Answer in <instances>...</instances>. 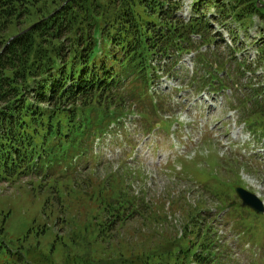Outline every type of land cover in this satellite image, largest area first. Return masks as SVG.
I'll return each instance as SVG.
<instances>
[{
	"label": "trees",
	"instance_id": "trees-1",
	"mask_svg": "<svg viewBox=\"0 0 264 264\" xmlns=\"http://www.w3.org/2000/svg\"><path fill=\"white\" fill-rule=\"evenodd\" d=\"M209 5L207 8L219 9L223 18L258 14L253 0ZM198 7H192L195 14L201 10ZM179 9L180 4L173 0H0V184L27 174L47 178L73 165L77 170L79 160L91 152L96 132L128 112L130 105L146 112L139 107L144 102L142 95L157 71L166 68L161 61L170 60L173 52L183 53L216 41L209 24L199 17L185 22L177 15ZM192 36H199L200 43L194 44ZM261 51L264 55V49ZM225 57L231 61L230 55ZM214 59L213 69L221 70L226 60L218 52ZM164 71L171 73L170 69ZM207 74L210 81L196 76L192 83L204 87L216 80L219 86L215 91L230 86L231 76L221 82L210 70ZM262 92L264 83L248 94L245 105ZM148 105L151 110H160L152 101ZM249 112L264 125V104L256 101ZM56 182L49 186L51 190ZM65 200L57 201L63 204ZM152 205L147 209L161 212L159 205ZM174 207L180 211V205ZM106 208L110 216L97 221L93 215L91 221L98 223L91 230L85 228L88 234L81 231L82 238L92 235L106 246L120 227L134 223L131 218L145 215L134 201L119 202L113 210L111 204ZM173 209L172 215L177 212ZM186 219L184 239H165L163 246L160 242L136 257L122 251L116 254L133 263L170 264L176 253L189 254L191 248L186 246L197 241L202 232L199 223ZM191 228H197L196 233ZM197 246L207 248L203 243ZM4 253L8 254L6 264L29 263L28 254ZM194 257L198 262L203 260L201 255Z\"/></svg>",
	"mask_w": 264,
	"mask_h": 264
},
{
	"label": "rangeland",
	"instance_id": "rangeland-1",
	"mask_svg": "<svg viewBox=\"0 0 264 264\" xmlns=\"http://www.w3.org/2000/svg\"><path fill=\"white\" fill-rule=\"evenodd\" d=\"M181 1L184 7L182 15L188 17L192 3L197 0ZM226 1L204 0L205 4L200 6L207 8L210 2L222 6V2ZM253 1L256 3V0ZM260 2L264 4V0ZM201 12L210 14L212 18L219 17L214 9L209 13L205 10ZM213 21L210 20L211 23ZM240 21L242 25L239 26L232 18L227 19V28L236 27L239 31L235 43L231 42V51L235 49L246 62H254L257 51L260 53L263 49L260 47L256 50L255 43H264V8H259L258 14L252 17H241ZM214 54L217 53L206 52L204 56L214 61ZM225 55V52L220 54L226 60L221 71L231 76L233 64ZM197 73L204 74L203 66L198 67ZM262 74L263 70L260 69L256 76ZM249 80L253 81L252 88L257 89V77L248 76L241 80L242 88ZM174 82L178 85L180 79ZM173 87V83L163 82L161 91L173 96L174 109H170L168 114L162 110L158 114L162 116L160 118L152 117L154 121L160 119L159 134L164 138L169 136L174 121L161 118L168 120L169 115L177 122L176 134L161 146L168 149L167 145H171L168 152L173 159L168 165L159 160H148L146 146L140 151V135L125 142L127 145L123 149L129 153L125 158L120 155L118 159L119 156L112 153L116 148L113 143L115 139L108 137L105 143L107 152H103L106 159L102 162H99V157L92 156L91 148V152L79 160L77 170L73 169V165L70 170L59 169L51 173L47 177L49 179L44 178L43 174H27L12 183L0 184V264L7 262L6 250L22 256L28 254V264H139L132 260L125 261L128 257L121 259L116 253L122 251L125 256H135L153 249L152 246L157 247L160 242L163 246L165 239L179 238L184 226L182 220L187 222L188 217L196 221V212L203 205L207 210L214 209L218 202L219 207L226 206L227 197L239 203L235 196L232 198L235 187L243 185L264 202V137L248 129L244 122L240 123L241 115L247 109L241 113L239 108H233L236 101L231 92L227 93V97L225 94L224 98L216 99L204 94L194 99L188 96L189 92L176 97L171 92ZM131 129L127 132L131 133ZM137 133L140 134V130ZM160 143L157 142V146ZM119 151L118 148V154ZM54 181L57 182L51 190L49 186ZM39 185L43 187L40 189ZM63 190L65 195H61ZM134 198L137 208L145 214L144 218L135 216V219L131 218L134 220V223H129L131 226L120 227L112 238L109 234L111 239L106 246L93 239L92 235L81 237V231L89 233L85 231L86 227L91 230L97 221L110 216L106 208L109 204L113 210V206L116 207L119 202H131ZM58 199L67 201L63 205ZM170 200L175 203L171 206L174 208L172 211H177L175 217H171L167 209ZM154 204L159 205L161 212L155 214L153 209H147V206L154 207ZM175 205H180V211ZM150 211L154 218L149 215ZM102 212H105V216ZM231 213L226 214L225 220L228 240L232 242L234 236L229 229L245 237L242 232L248 230L254 247L264 248V216L254 215L249 209L240 207L233 208ZM93 215H97V221H91ZM158 217L165 219L158 220ZM192 231L196 233L197 228ZM232 251L230 248L226 253V260L247 264V256H232ZM256 263L264 264V250L257 253Z\"/></svg>",
	"mask_w": 264,
	"mask_h": 264
},
{
	"label": "water",
	"instance_id": "water-1",
	"mask_svg": "<svg viewBox=\"0 0 264 264\" xmlns=\"http://www.w3.org/2000/svg\"><path fill=\"white\" fill-rule=\"evenodd\" d=\"M256 1H257V7L259 8L264 7L259 4V0H256ZM235 192L238 195V197L242 200V204H241L242 208L248 207L252 209L257 215L263 214L264 209H263L262 203L258 200V198L255 195L241 188H237Z\"/></svg>",
	"mask_w": 264,
	"mask_h": 264
}]
</instances>
